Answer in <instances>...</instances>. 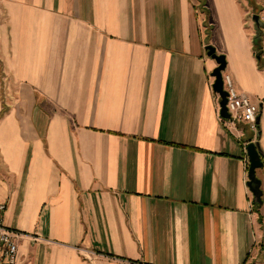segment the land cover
Masks as SVG:
<instances>
[{"label": "crops", "instance_id": "obj_1", "mask_svg": "<svg viewBox=\"0 0 264 264\" xmlns=\"http://www.w3.org/2000/svg\"><path fill=\"white\" fill-rule=\"evenodd\" d=\"M207 44L257 131L220 114ZM250 141L264 161V0H0V203L18 264H264Z\"/></svg>", "mask_w": 264, "mask_h": 264}, {"label": "built area", "instance_id": "obj_2", "mask_svg": "<svg viewBox=\"0 0 264 264\" xmlns=\"http://www.w3.org/2000/svg\"><path fill=\"white\" fill-rule=\"evenodd\" d=\"M227 91L228 121L232 124L245 122L253 131L258 130V106L246 93L238 92L230 75H223ZM227 119V118H226ZM4 203H0V264H18V248L22 232L7 226L3 221Z\"/></svg>", "mask_w": 264, "mask_h": 264}, {"label": "water", "instance_id": "obj_3", "mask_svg": "<svg viewBox=\"0 0 264 264\" xmlns=\"http://www.w3.org/2000/svg\"><path fill=\"white\" fill-rule=\"evenodd\" d=\"M256 23V34L254 36V42L261 40V31L259 27L258 15H254ZM260 45V44H259ZM207 54L214 58L217 62V66L212 71V76H214L213 89L220 95V114L224 118H229L230 113L227 108V91L224 89L223 81V70L226 67V58L224 54H219L216 51L215 46L212 44H207L205 46ZM261 51L257 53V56H260ZM246 155L249 159V168H248V181L247 184L254 195V201L257 203L262 202V189L260 187L261 180L257 176V168L263 166L264 161L261 155L260 145L257 141H250L246 144Z\"/></svg>", "mask_w": 264, "mask_h": 264}, {"label": "trees", "instance_id": "obj_4", "mask_svg": "<svg viewBox=\"0 0 264 264\" xmlns=\"http://www.w3.org/2000/svg\"><path fill=\"white\" fill-rule=\"evenodd\" d=\"M258 42H260V40H257V42H254V47H255V49H257L258 52H259V51H261V46L259 45L260 43H258ZM258 52L256 51V53H258ZM261 54H262V52H261ZM261 54H260V56H257V55H256V56H257V60L259 61V65H260V66L262 65V60H263ZM255 205L258 206V204H256V203H255Z\"/></svg>", "mask_w": 264, "mask_h": 264}, {"label": "rangeland", "instance_id": "obj_5", "mask_svg": "<svg viewBox=\"0 0 264 264\" xmlns=\"http://www.w3.org/2000/svg\"><path fill=\"white\" fill-rule=\"evenodd\" d=\"M255 34H256V32H255ZM259 43V42H258ZM257 52H258V50H257Z\"/></svg>", "mask_w": 264, "mask_h": 264}]
</instances>
